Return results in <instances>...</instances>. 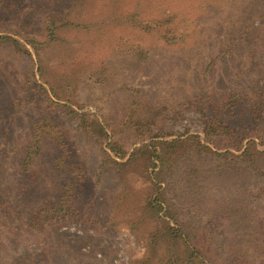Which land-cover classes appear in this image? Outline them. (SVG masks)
I'll use <instances>...</instances> for the list:
<instances>
[{"label": "rangeland", "instance_id": "374dc122", "mask_svg": "<svg viewBox=\"0 0 264 264\" xmlns=\"http://www.w3.org/2000/svg\"><path fill=\"white\" fill-rule=\"evenodd\" d=\"M237 1L8 0L6 11L0 5V35L18 42L0 43V264H176L167 253L171 241L157 233L174 221L198 228L199 238L215 236L223 264H264L260 246L246 245L245 258L239 250L246 240H264V155L251 156L261 168L251 172L241 158L217 157L186 139L202 137L188 102L224 93L238 76L264 80V59L246 61L245 44L206 61L223 38L217 29L238 17ZM47 26L55 29L51 43ZM25 38L40 44L33 49ZM192 46H202V54ZM63 106L115 131L127 153L162 131L172 134L160 138L167 142L183 135L171 152L164 149L161 169L171 175L166 198L174 217L161 212L155 219L145 209L154 193L145 157L116 158L106 137L80 131ZM133 120L145 129L134 130ZM39 125L57 136L49 134L42 155L23 171L24 147ZM56 151L64 153L58 163ZM53 203L78 217L28 228L34 211Z\"/></svg>", "mask_w": 264, "mask_h": 264}, {"label": "trees", "instance_id": "16d2710c", "mask_svg": "<svg viewBox=\"0 0 264 264\" xmlns=\"http://www.w3.org/2000/svg\"><path fill=\"white\" fill-rule=\"evenodd\" d=\"M9 3L8 0H0V5L5 8V11L8 10ZM237 6L238 12L236 14L238 17H227L223 22L224 28L219 27L217 29L223 34V38L221 41L218 40L213 43V57L206 58V61H217L221 56L229 54L233 49L242 47L244 44L248 48L246 61H262L264 59L257 55L259 52H264V0H238ZM46 29V43H51L55 39V29L52 26H47ZM218 34L213 33L214 37L216 35L215 39H217ZM178 36V40L183 42L187 34ZM24 40L26 45L33 49L40 44L34 39L25 38ZM8 41L14 44L18 43L9 36L0 35V43ZM220 42L223 46L216 49ZM201 47L192 46V48L198 49L197 56L202 54ZM205 71H208V68ZM238 80L239 76L230 82V87L224 93L202 95L200 98L202 100L188 102V108L194 111L201 120L202 137L190 135L186 139L199 144V148L209 150L217 157L241 158L240 163L244 162L245 168L251 172H260L261 168L251 156L264 155V149H257L258 146L264 147V80L254 79L242 82ZM62 108H64L65 115L77 124L80 131L91 132L98 137H106L108 139L107 147L116 158H126V161L129 162L144 156L145 162L151 168L150 181L154 188L153 197L148 200L145 209L150 215L155 216V219L160 218L161 212H163L164 217H174L167 209L171 202L166 198L171 175L161 172V169L165 163L164 156L166 153L164 149L171 152L170 149L173 146L182 142L183 135H178L173 141L167 142L164 139L172 136V134L162 131L161 134L148 137L151 140L148 145L134 148L131 153H127L122 149L119 139L115 136V131L107 130L108 127L105 126L104 128L101 123L92 120L89 114L78 113L64 106ZM132 122H135L134 130L145 129L144 124L140 123L139 120ZM39 129H47L49 133L42 134ZM49 130L47 125H39L32 129L28 143L24 147V157L21 162L23 171L29 172V166L42 155L44 142L51 137L49 134L57 136L56 133H51ZM147 148H150L149 151ZM216 150L223 151L217 152ZM55 154H59V151H56ZM63 154L60 153L56 157V163ZM77 215L78 212L72 210L71 207L64 208L56 203L46 204L34 211L28 228L37 230V232L40 231L39 229L42 231L49 225L56 226L64 221L75 220ZM80 219L82 222L90 220V218L82 217ZM197 229H188L185 225L174 221V227L167 225L166 229L157 233L171 241L167 253L176 264H192L194 262L197 264H223L226 255L219 250L217 243L213 242L216 237L199 238ZM189 230L195 233L191 235ZM251 244L260 246L264 254V240H246L239 248L242 257L247 256V253L241 250L246 245L250 246ZM180 247L186 252L182 257L177 252Z\"/></svg>", "mask_w": 264, "mask_h": 264}]
</instances>
